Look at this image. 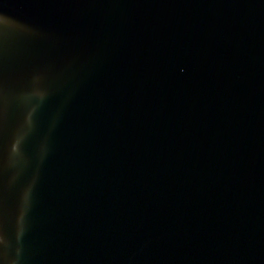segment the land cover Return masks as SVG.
<instances>
[{
  "label": "water",
  "instance_id": "water-1",
  "mask_svg": "<svg viewBox=\"0 0 264 264\" xmlns=\"http://www.w3.org/2000/svg\"><path fill=\"white\" fill-rule=\"evenodd\" d=\"M0 264H264V0H0Z\"/></svg>",
  "mask_w": 264,
  "mask_h": 264
}]
</instances>
